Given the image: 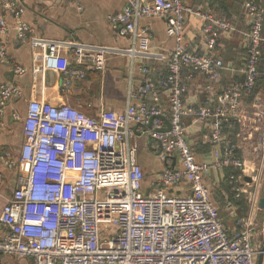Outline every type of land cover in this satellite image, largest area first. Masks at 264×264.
<instances>
[{"label": "built area", "instance_id": "obj_1", "mask_svg": "<svg viewBox=\"0 0 264 264\" xmlns=\"http://www.w3.org/2000/svg\"><path fill=\"white\" fill-rule=\"evenodd\" d=\"M244 7L248 30L243 34V79L224 91L207 84L198 108L186 102L185 82L194 73L219 81L225 64L216 50L218 41L237 32L236 25L184 0H126L119 14L109 16L118 34L132 36L131 47L124 50L132 65L139 57L167 63V74L157 78L150 65L143 63L144 80L137 88L130 87L129 97L152 96L157 101L163 93L169 107L129 102L122 112L103 109L93 117L69 103L30 100L21 149L14 155L0 146L3 165L24 168L19 169L18 185L0 215L6 230L0 239V256L31 257L33 264H257L251 216L240 221L239 229L230 230L206 180L212 166L245 165L225 126L242 122L245 97L256 86L264 57V0H247ZM25 9L20 0H0V60L6 57L5 36L12 17L19 20L16 31L22 41L41 44L43 68L59 72L64 90L87 77L88 62L103 68L104 55L111 48L72 38L36 37L21 21ZM152 17L164 19L167 34L175 39L167 55L152 49L151 28L140 24ZM191 17L200 19L199 35L187 40L184 27ZM62 52L73 58L75 66H61ZM15 71L23 73L24 68L16 66ZM23 95L14 83L1 85L0 119L9 102ZM258 103L256 98L254 107ZM186 115L209 126L214 164L197 161L184 125ZM14 117L20 119L18 113ZM168 122L170 129L162 131ZM134 123L141 129L151 125L147 132L160 143L166 163L149 193L143 191L146 176L131 141ZM174 154L180 167L172 166ZM246 177V172L231 175L235 197L245 195L247 203L258 206L260 196L250 190L254 179ZM182 184L187 194L174 193ZM226 207L237 214L232 200L226 201Z\"/></svg>", "mask_w": 264, "mask_h": 264}, {"label": "crops", "instance_id": "obj_2", "mask_svg": "<svg viewBox=\"0 0 264 264\" xmlns=\"http://www.w3.org/2000/svg\"><path fill=\"white\" fill-rule=\"evenodd\" d=\"M20 1L26 6L21 21H25L31 27L36 37L57 40L72 38L91 45L106 46L112 50L104 55L102 69H97L88 62L87 77L84 80L74 81L67 90H64L59 72H46L44 70L41 44L22 41L16 31L19 20L9 17V31L5 36L7 53L6 57L0 60V87L5 83H14L22 88L24 95L22 98H13L6 106L4 115L0 119V146L2 148L9 150L14 155L21 149L25 140L23 118L26 115L30 100L69 103L93 117H98L103 109L122 112L127 108L129 102L132 104H149L152 102L161 108L168 109V99L163 93V95L160 94L157 101L152 96L129 97L130 87L137 88L144 80L140 72L143 63L153 64V67L160 68L163 71H165L167 63L161 59H151L145 62L139 57L134 60V65H132L131 57L124 51L131 47L132 36L118 34L108 19L110 15L119 14L123 10L126 0ZM184 1L194 7H202L205 10L210 9L218 17L227 19L236 25L238 31L231 36H222L216 48L225 64L221 78L217 82L218 90L220 91L228 85L242 81L243 73L241 70L245 57L243 34L248 30L247 10L244 7L247 0H244L241 8L239 7L240 11L237 9L238 7L235 10L231 9L234 0H226L228 3L227 7L225 6L226 11L221 7L222 5H219L218 0ZM228 13L232 14L229 15ZM199 21V18L191 17L189 23L185 25L184 33L187 40L199 35ZM140 24L142 26L148 25L151 28V46L155 52L167 55L173 50L175 39L167 34V25L164 19L159 17L144 18ZM60 55L62 67L75 66V62L69 54L62 52ZM16 66L23 67L24 72L17 73L15 71ZM152 72L155 78H157L156 74H160V72L156 73V69ZM205 83L200 75H193L185 82L187 88L185 92L186 102L195 108L200 107L204 102L206 95ZM160 99H163L162 102H160ZM253 102L246 103V100L244 101L242 122L256 123L257 118L252 115L253 112L255 113ZM15 113L19 114L20 119L14 117ZM189 116L184 117V125L186 124L188 139L197 161L214 164L215 158L212 154L209 126L203 121L193 119L187 124L186 122L190 119ZM133 129L134 133L131 136V141L138 148L139 162L146 176L143 191L149 193L153 190V182L166 167V163L162 161L160 156V143L147 132L151 129V125L141 129L138 124L134 123ZM239 146L245 165L253 164L254 156L252 157L248 147ZM172 166L174 168L181 166L176 154L173 156ZM19 169L24 168L21 166L16 169H8L0 162V173L3 175V181L0 183V215L8 198L18 185ZM224 178V168L219 169L212 166V171L206 180L211 190L214 191L221 187ZM248 181L250 180L248 179ZM254 182H256L255 178ZM180 188L183 191L177 187L176 190L173 189V192L182 195L187 194L186 184H182ZM224 196L228 197L225 192ZM225 225L230 230L233 229L232 221L225 222ZM5 233L6 230L0 222V239ZM0 261L3 264L34 263L31 257L7 255H1Z\"/></svg>", "mask_w": 264, "mask_h": 264}, {"label": "rangeland", "instance_id": "obj_3", "mask_svg": "<svg viewBox=\"0 0 264 264\" xmlns=\"http://www.w3.org/2000/svg\"><path fill=\"white\" fill-rule=\"evenodd\" d=\"M256 98H258L259 103L258 106L254 108L255 113L253 112L252 115L256 116L257 121L255 124H253L252 122L245 123L244 121H243L244 123L243 122L236 123V125H239V131H238L239 134L237 135V140L235 145L237 146L238 150H240L239 145H241L243 148L247 146L252 153V157L254 156L253 157L254 161H252L253 164L244 165L243 173H245V171L247 172L246 175L248 178H250V181L254 178L256 179L255 184H253L250 190L253 191L256 190L258 192V197L260 196L261 198L264 189V89H262L255 96V99ZM254 127L257 128L255 129ZM250 135L252 136L250 137ZM239 158L242 159V156ZM247 204L249 209L246 216L240 215L238 211L237 214L235 215L232 212H230L227 207H225L226 218L228 219V221L233 222L232 230H234L240 228L242 224V222L240 221L242 219L245 220L248 219L249 216H251L249 221H250V229L252 233V241L256 246V248L260 250L264 241V211L260 208L259 205L255 206L252 203L251 204L247 203ZM251 206L252 208L255 209L254 211L252 210ZM225 219L222 218L224 223L226 222Z\"/></svg>", "mask_w": 264, "mask_h": 264}, {"label": "trees", "instance_id": "obj_4", "mask_svg": "<svg viewBox=\"0 0 264 264\" xmlns=\"http://www.w3.org/2000/svg\"><path fill=\"white\" fill-rule=\"evenodd\" d=\"M213 1H216V0H213ZM218 1H219V5L220 6L222 5L221 7L226 11V9H227L226 7H227V4H228L227 1L226 0H218ZM255 1L259 2L260 0H255ZM243 2H244V0L243 1L242 0H234L231 9L235 10V8L238 7L237 9L240 11V8L242 7V3ZM196 8H198V7H196ZM228 14L230 15L232 13H228ZM244 17H246V15H244ZM153 66H154L153 64L150 65V67L153 70L156 69V73L160 72V74H156L155 73L157 76H159V75H163L164 76V75L167 74V66H166L165 71H163L160 68L157 69V68H155ZM224 67H225V65H224ZM258 68H259V75H258V78H257V81H256L255 89L253 91V94H250L245 99L246 103H252L253 100L255 99V96L262 89H264V57L262 59H260ZM195 75H198V74L194 73V76ZM200 77L204 80V82H206L204 88L206 87L207 84H212V85H215V86L218 87L217 83H215L212 79H209L207 76L201 75ZM230 86L231 85H228L225 88L221 89L220 91L227 90ZM162 95H161V97L163 98ZM162 100L163 99H160V102H162ZM149 104L150 105H154L152 102H150ZM189 118L190 119L188 120V122H186L187 124L189 123V121L191 122L192 119H194L192 116H189ZM185 126H186V124H185ZM238 131H239V125H234L232 127H229L228 125L225 126V134L227 135V137L230 140H233L234 143H236ZM237 155L239 157L242 156L241 152L239 150H237ZM224 173H225V178H224V180L221 183L222 184L221 187L215 189L214 191L211 190L212 200H213L215 206L217 207L220 216H222L223 219L226 218L225 207H226V201L228 200V198L234 202V205H236V207H237L238 213L240 215L246 216L247 213H248L249 207H248V204L246 202L245 195H242L241 198H239V199H237L235 197L236 185H235L234 181H232L230 179L231 175L238 176V175L243 174V167H234V166L225 167L224 168ZM224 192L228 195V197L224 196ZM225 220H226V222H228L227 218Z\"/></svg>", "mask_w": 264, "mask_h": 264}, {"label": "water", "instance_id": "obj_5", "mask_svg": "<svg viewBox=\"0 0 264 264\" xmlns=\"http://www.w3.org/2000/svg\"><path fill=\"white\" fill-rule=\"evenodd\" d=\"M167 127L164 128L162 131H168L170 129V123H167ZM246 179L250 180V178L246 177ZM259 206L260 208L264 211V189H263V193H262V197L259 200ZM257 264H264V241H263V245L261 246L259 252H258V256H257Z\"/></svg>", "mask_w": 264, "mask_h": 264}]
</instances>
